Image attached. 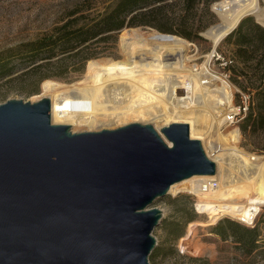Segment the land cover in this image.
<instances>
[{
	"label": "water",
	"instance_id": "1",
	"mask_svg": "<svg viewBox=\"0 0 264 264\" xmlns=\"http://www.w3.org/2000/svg\"><path fill=\"white\" fill-rule=\"evenodd\" d=\"M161 134V135H160ZM72 132L52 102L0 105V264H150V206L216 163L190 126ZM163 135V136H162Z\"/></svg>",
	"mask_w": 264,
	"mask_h": 264
},
{
	"label": "rangeland",
	"instance_id": "2",
	"mask_svg": "<svg viewBox=\"0 0 264 264\" xmlns=\"http://www.w3.org/2000/svg\"><path fill=\"white\" fill-rule=\"evenodd\" d=\"M116 1L0 0V65H6L3 72H7V75L0 78V105L10 100L34 103L52 96L56 101V120L70 122L74 133L115 130L133 123L152 125L155 130L156 125L161 129L173 124L172 119L166 117H161L156 122H124L123 119L112 115L106 117L92 115L88 113L92 110L91 96L73 91L84 85H100L103 72L115 69L109 64L126 59L119 41L122 31L129 29L138 30L141 35L146 36H171L190 44L183 55L186 59L184 70L190 72L193 69L198 71L206 69L210 78L205 81L201 92L202 98H198L193 104L190 102L185 105L201 108L212 118L213 111L203 108L204 101H211L217 105L221 115L226 117L227 112L232 108V98L233 104L236 105L239 102V93L247 94L250 91L248 90L251 86L249 81L243 77L236 79L233 74V68L237 63L233 57L232 47L224 42L225 38L216 49H213L212 43L204 35L210 28L221 24V17L213 10V6L224 0H199L191 21L195 28L201 26L200 39L187 41L159 32L155 26L166 20L154 14L148 15L145 19L152 25H132L134 18L139 14L148 13L160 6L167 7L162 11L166 18L171 19L180 15L182 10L179 0H166L134 12L125 20L124 26L117 31L101 32L82 43L71 42L63 46L58 44L52 51L46 50L38 55L31 53V48L28 47L31 43L45 38L49 40L57 38L61 33L59 30L66 25L68 26L66 30L69 31L90 26L100 20ZM260 7L264 8V0H260ZM245 18H253L256 21L254 16ZM63 48H69V50L61 51ZM209 54L212 56L208 59ZM213 56H219L220 59L217 60ZM229 60L232 61L231 65L225 66V62ZM91 61H99L106 65L101 68L94 67L89 64ZM39 66L41 69L34 71ZM144 70L146 68L143 67L141 71ZM242 87H245L247 91L244 92ZM184 92L186 95H193L196 91L189 87ZM251 101L250 107L253 106V98ZM242 122L238 126L229 127L224 126V122L221 124L218 121L217 124L209 126L210 131L203 135L204 140L202 141L207 155L217 157L226 149H234L252 155L257 158L256 161L264 163V152H261V135L249 133L243 135L240 130ZM199 125L201 129L204 127V124ZM160 129L156 130L159 134ZM231 159L229 157L227 162L230 161L228 164L233 165ZM224 170L226 169L221 167V177L225 173L229 174V171L224 173ZM228 177L232 180V177ZM253 195L249 199L240 200L239 204H245L248 209L246 213L247 209L244 208L245 216L249 215L253 207L251 205ZM200 202H205L210 211H215L217 208L222 209L221 206L226 203V200L219 194L208 191L195 195L169 193L165 198L156 200L150 206L162 212V219L152 233L156 240L152 254L155 253L156 256L152 258V254L150 255V264H264V207L255 225L251 227L238 225L244 229L255 230L254 245H245L233 237L234 225L231 226L228 222H233V224L237 222L230 217L221 218L215 226L200 227L193 224L189 227L194 222L207 223L209 221L207 215H201L195 209V205ZM184 208L196 216L192 221L188 222L179 212ZM221 221L226 228L225 236L216 233ZM173 226L179 228L181 237L171 234ZM242 234L247 238L246 233Z\"/></svg>",
	"mask_w": 264,
	"mask_h": 264
},
{
	"label": "bare ground",
	"instance_id": "3",
	"mask_svg": "<svg viewBox=\"0 0 264 264\" xmlns=\"http://www.w3.org/2000/svg\"><path fill=\"white\" fill-rule=\"evenodd\" d=\"M213 10L222 20L220 25L204 33L213 49L247 16H254L256 22L264 27V8L261 9L260 0H224L216 3ZM119 42L126 59L111 62L109 65L115 69L103 72L100 85H84L73 90L91 96L92 110L88 113L102 117L112 115L124 122H156L161 117H166L172 119L171 123L188 124L190 138L201 142L204 140L203 135L210 131L209 126L217 124L218 121L223 123L225 116L221 115L217 105L211 101H204L203 108L213 111L212 118L201 108L185 105L202 98L205 81L210 78L206 69H193L190 72L184 70L186 59L183 55L190 46L189 43L171 36L141 35L135 29L123 30ZM89 64L100 68L106 65L99 61H91ZM143 67L146 70L141 71ZM189 87L195 89V94L186 95L184 90ZM45 98H50L52 102V123L72 128L70 122L56 120L54 97ZM199 124H204V127L201 129ZM156 128L160 129L157 125ZM207 156L217 165L215 176L192 177L173 185L169 193L195 195L204 191L214 192L226 200L221 206L222 209L239 218H245V206L239 202L241 199H249L264 182V163L256 161L257 158L252 155L234 149H226L217 157ZM229 157H232L233 165L228 164ZM221 167L226 169L224 173L229 171V174L225 173L221 177ZM229 167L232 170L227 169Z\"/></svg>",
	"mask_w": 264,
	"mask_h": 264
},
{
	"label": "trees",
	"instance_id": "4",
	"mask_svg": "<svg viewBox=\"0 0 264 264\" xmlns=\"http://www.w3.org/2000/svg\"><path fill=\"white\" fill-rule=\"evenodd\" d=\"M166 0H117L110 10L97 22L94 24L79 28L76 30H66L67 25L62 27L59 31L61 33L55 39H42L37 42L31 43L29 49L31 53L38 55L46 50L52 51L59 44L61 46L65 44H70L71 42L82 43L85 42L89 37L99 35L101 32H112L121 29L125 20L134 12L147 8L151 4L163 3ZM181 3V14L174 18H166L163 16L162 11L167 8L166 6H160L154 10H150L148 13L139 14L134 18L132 25L140 26H150L146 17L148 15L154 14L155 16H160L159 18L166 20L161 21L156 29L163 33L174 35L179 38H183L187 41L194 39H200V32L202 30L201 26L195 28L193 22L191 21L192 14L196 10L199 0H179ZM138 21V22H137ZM63 31V32H62ZM224 42L232 47L233 57L236 61V66L233 68V74L236 79L245 78L250 83L248 87V93L253 98V106L250 107L249 113L243 120L240 130L243 135L249 134H260L262 137V148L261 152H264V27L259 25L253 18H245L241 20L238 26L225 38ZM69 50V48H63L61 51ZM88 58H86L87 60ZM6 65H0V78L7 75L4 71ZM41 69V67H36L34 71ZM46 78V77H45ZM237 82V80H234ZM244 92L247 89L242 87ZM254 192V197L252 200V208L258 211L264 207V182L257 188ZM240 203V202H239ZM245 206V204H243ZM247 209V206H245ZM198 210L201 215H207L209 221L207 223L194 222L189 225L197 224L200 227L203 226H215L218 220L223 217H230L239 221H248L250 219V212L248 216L243 215L245 218H239L230 212H226L224 209L217 208L215 211H210L208 204L205 202H200L198 204ZM187 221H192L196 216L191 214L188 210H179ZM248 212V209L246 213ZM223 221L219 223L216 229V233L220 236L226 235V228H224ZM232 228V235L236 238L239 243L254 245L255 243V230H248L238 226V223L228 222ZM189 229V228H188ZM229 230V229H228ZM189 235V231L187 232ZM242 233L247 234V238ZM171 234L177 237L180 236L179 228L173 226ZM187 235V237H188ZM186 237V238H187ZM185 239V238H184ZM156 256L155 253L152 254V258Z\"/></svg>",
	"mask_w": 264,
	"mask_h": 264
},
{
	"label": "built area",
	"instance_id": "5",
	"mask_svg": "<svg viewBox=\"0 0 264 264\" xmlns=\"http://www.w3.org/2000/svg\"><path fill=\"white\" fill-rule=\"evenodd\" d=\"M213 58H216L217 60L220 59L219 56H213ZM232 61H227L225 62V66L231 65ZM227 77V76H226ZM251 95L250 94H244V93H239V102L238 104H233V98H232V108L231 110H229L227 112V115L224 119V126H238L243 120L244 118L247 116V114L249 113V109H250V105H251ZM204 148V147H203ZM206 152V150H205ZM207 154V153H206ZM217 166V165H216ZM219 183V181H217ZM213 183V182H211ZM195 209L198 213V205H195ZM262 211V208L257 211L253 208L250 211V219L246 222V221H239V220H235L238 224L242 225V226H246V227H251L253 225H255L257 218L260 214V212Z\"/></svg>",
	"mask_w": 264,
	"mask_h": 264
}]
</instances>
